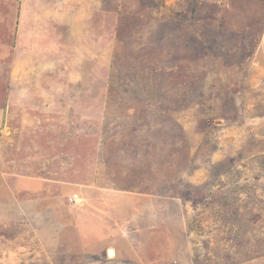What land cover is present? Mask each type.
<instances>
[{
  "label": "rangeland",
  "instance_id": "1",
  "mask_svg": "<svg viewBox=\"0 0 264 264\" xmlns=\"http://www.w3.org/2000/svg\"><path fill=\"white\" fill-rule=\"evenodd\" d=\"M188 1L0 0V264L49 263L57 214L89 238L140 198L169 259L264 264V85L217 66Z\"/></svg>",
  "mask_w": 264,
  "mask_h": 264
},
{
  "label": "crops",
  "instance_id": "2",
  "mask_svg": "<svg viewBox=\"0 0 264 264\" xmlns=\"http://www.w3.org/2000/svg\"><path fill=\"white\" fill-rule=\"evenodd\" d=\"M189 4L191 6H187ZM187 5L185 3L179 8V11L182 12L189 8L188 13L186 15L184 13V17L180 20L183 21L186 18L183 24L190 23V26L208 32L210 40L208 43L212 42V47H215L218 53L224 52L223 56L218 57L224 62L222 61L217 66L228 70L250 68V79L255 75V82L264 85V0H224L220 4L218 0H190ZM138 195L140 196L139 193ZM141 195L148 196L144 193ZM134 201V205L131 206L133 209L127 215L123 213L121 216L124 217L123 224L116 220L119 216V213L116 212L114 224L106 223L97 231L96 235H92V231L87 232L90 233L88 234L91 236L89 238L86 237V231L83 229H80L82 235L73 238L69 230L72 225L68 226L66 222L60 221L59 214H57L54 224H58L54 229L56 232H60V236H57L56 239L52 238L51 249L53 252L50 251L51 242L47 238H40V242L46 244V249L49 251L47 253L49 263L44 257L39 260L46 264H197L195 260H191L193 255L190 257L188 247L187 250L184 247V252L173 260L165 256L163 246L168 243V246L172 247L174 243L169 245V240L164 242L162 236V233L165 234L164 226L161 223L154 224L153 222L155 217L153 219L151 213L154 209L152 206L155 204H151L149 198H140L139 201L134 199ZM36 202L42 204L39 198L33 200L29 206L32 209L38 207ZM54 210L57 209L54 208ZM143 214H145L144 219H142ZM47 216L45 210L41 215L37 214L36 217L30 218L32 223L38 224L39 237L51 226L53 229V225L47 221ZM77 216L76 221L79 219ZM82 218L84 219L81 216ZM156 218L158 217L156 216ZM71 223H75V221ZM78 223L76 222V224ZM91 230L93 229L91 228ZM153 231L159 241L157 246L153 245L152 239L147 238V234L152 235ZM124 234L127 235V240L124 239ZM61 236L64 237L62 240ZM48 238L50 239V236ZM110 249L114 251L113 258H109L107 255ZM42 254L43 252L39 257ZM49 254H51V258Z\"/></svg>",
  "mask_w": 264,
  "mask_h": 264
},
{
  "label": "trees",
  "instance_id": "3",
  "mask_svg": "<svg viewBox=\"0 0 264 264\" xmlns=\"http://www.w3.org/2000/svg\"><path fill=\"white\" fill-rule=\"evenodd\" d=\"M218 3L220 4V3H222V1H219L218 0ZM208 13V12H207ZM191 19H192V17H191ZM171 47V46H170ZM172 48H168V49H164L163 51H160L165 57H166V62H168L169 60H170V62H171V58H172V60H173V64L175 63V58H176V56L175 55H172V54H174V53H172ZM171 55H172V57H171ZM174 56V57H173ZM145 58H146V62H149V61H152L153 60V56H152V54L151 55H149V56H145ZM169 63V62H168Z\"/></svg>",
  "mask_w": 264,
  "mask_h": 264
},
{
  "label": "built area",
  "instance_id": "4",
  "mask_svg": "<svg viewBox=\"0 0 264 264\" xmlns=\"http://www.w3.org/2000/svg\"><path fill=\"white\" fill-rule=\"evenodd\" d=\"M220 1H224V0H220ZM81 200H83L81 197L74 194L71 197H69L68 203L69 205H79L82 203Z\"/></svg>",
  "mask_w": 264,
  "mask_h": 264
},
{
  "label": "bare ground",
  "instance_id": "5",
  "mask_svg": "<svg viewBox=\"0 0 264 264\" xmlns=\"http://www.w3.org/2000/svg\"><path fill=\"white\" fill-rule=\"evenodd\" d=\"M108 256H109V258H113L114 257V251L112 249H110L108 251Z\"/></svg>",
  "mask_w": 264,
  "mask_h": 264
},
{
  "label": "clouds",
  "instance_id": "6",
  "mask_svg": "<svg viewBox=\"0 0 264 264\" xmlns=\"http://www.w3.org/2000/svg\"><path fill=\"white\" fill-rule=\"evenodd\" d=\"M220 1V0H219ZM223 2V1H222Z\"/></svg>",
  "mask_w": 264,
  "mask_h": 264
}]
</instances>
